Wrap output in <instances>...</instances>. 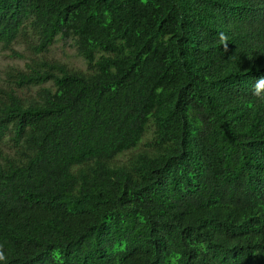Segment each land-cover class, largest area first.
<instances>
[{"label": "trees", "instance_id": "trees-1", "mask_svg": "<svg viewBox=\"0 0 264 264\" xmlns=\"http://www.w3.org/2000/svg\"><path fill=\"white\" fill-rule=\"evenodd\" d=\"M16 44L0 264H264V0H0Z\"/></svg>", "mask_w": 264, "mask_h": 264}, {"label": "rangeland", "instance_id": "rangeland-1", "mask_svg": "<svg viewBox=\"0 0 264 264\" xmlns=\"http://www.w3.org/2000/svg\"><path fill=\"white\" fill-rule=\"evenodd\" d=\"M13 50L6 51L0 47V89L15 87V83L18 82L17 74L21 71L28 72L30 67L37 68L41 61L28 45L16 44ZM49 58L70 68H84V63L77 57L75 49L68 41L58 42L53 46Z\"/></svg>", "mask_w": 264, "mask_h": 264}, {"label": "clouds", "instance_id": "clouds-1", "mask_svg": "<svg viewBox=\"0 0 264 264\" xmlns=\"http://www.w3.org/2000/svg\"><path fill=\"white\" fill-rule=\"evenodd\" d=\"M254 91L256 95H260L262 92H264V77L257 79L254 86ZM4 259V254L2 251H0V261H3Z\"/></svg>", "mask_w": 264, "mask_h": 264}]
</instances>
